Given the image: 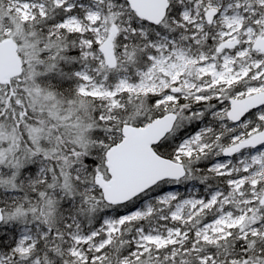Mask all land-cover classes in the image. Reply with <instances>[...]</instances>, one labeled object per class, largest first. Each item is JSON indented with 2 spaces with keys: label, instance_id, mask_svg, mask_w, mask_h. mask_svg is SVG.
Returning <instances> with one entry per match:
<instances>
[{
  "label": "snow or ice",
  "instance_id": "1",
  "mask_svg": "<svg viewBox=\"0 0 264 264\" xmlns=\"http://www.w3.org/2000/svg\"><path fill=\"white\" fill-rule=\"evenodd\" d=\"M0 264H264V0H0Z\"/></svg>",
  "mask_w": 264,
  "mask_h": 264
}]
</instances>
